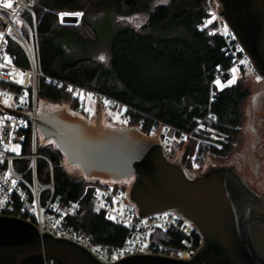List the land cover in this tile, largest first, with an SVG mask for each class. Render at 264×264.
Here are the masks:
<instances>
[{
	"label": "trees",
	"instance_id": "16d2710c",
	"mask_svg": "<svg viewBox=\"0 0 264 264\" xmlns=\"http://www.w3.org/2000/svg\"><path fill=\"white\" fill-rule=\"evenodd\" d=\"M109 9L118 14L151 9L144 27L150 32L131 28L118 31L111 44V70L99 63L86 64L83 59H66L57 41L72 37L96 43L99 34L90 23V16ZM77 12L83 13L78 24L63 23L62 14ZM209 16V0H34L25 17L30 24L33 18L38 22L39 101L71 100L78 109L72 94L48 84L44 76L74 83L121 104L129 116V126L140 127L144 132L155 125L180 137L193 132L203 121L212 133L223 139H211V143L219 144L221 149L211 144L210 152L227 156L241 138L246 119L245 102L251 96V89L247 78L235 79L226 74L221 80L224 86H215L212 100L217 72L230 67V57L225 52L226 41L218 32V23L201 28L202 20ZM155 31H176L179 35L157 36ZM8 47L13 63L28 69V57L20 46L9 42ZM31 144L30 134L25 152L31 149ZM193 144L186 146V153H191ZM46 153L54 168L56 195L64 202L82 199L80 213L72 220L75 228L95 241L121 245L128 236L127 231L108 220L104 213L94 211L92 194L88 192L84 196L90 183L87 178L71 177L63 164L66 157L54 144ZM38 175L41 181L49 179L46 160L38 162ZM161 240L179 247L181 235L168 231ZM201 244L202 239L197 234L196 246Z\"/></svg>",
	"mask_w": 264,
	"mask_h": 264
},
{
	"label": "water",
	"instance_id": "95a60500",
	"mask_svg": "<svg viewBox=\"0 0 264 264\" xmlns=\"http://www.w3.org/2000/svg\"><path fill=\"white\" fill-rule=\"evenodd\" d=\"M219 3L220 17L264 79V0ZM76 21L66 17L63 23ZM0 108L35 123L43 139L88 179L132 180L129 199L140 218L176 212L202 239L191 259L132 255L111 264H264V195L235 168L213 166L192 177L182 165L186 144L173 160L164 149L161 127L155 135L134 126L106 127L98 96L94 122L44 104L39 115ZM0 264L107 263L75 242L41 234L26 220L0 217Z\"/></svg>",
	"mask_w": 264,
	"mask_h": 264
},
{
	"label": "built area",
	"instance_id": "2783aa9c",
	"mask_svg": "<svg viewBox=\"0 0 264 264\" xmlns=\"http://www.w3.org/2000/svg\"><path fill=\"white\" fill-rule=\"evenodd\" d=\"M33 2L34 0H0V104L17 112L39 115L42 106H40L38 98L37 83L39 73L37 71L38 38L36 28L38 22L33 18V22L30 24L23 19L25 13L30 11ZM209 15L202 20V29L209 28L220 17L212 10H209ZM82 16V12L65 13L61 15V18L64 20L66 17H75L77 21L73 24H78ZM17 21L19 24H16ZM11 31H14L16 35L12 36ZM218 32L226 41L225 52L230 57V67L217 72L212 85V100L216 94V83L223 80L226 74L236 79L261 78L233 33L229 29L224 30L223 28H218ZM8 39L15 41L26 53L29 60L28 69L16 66L13 60L12 65L5 63L6 58L10 56ZM22 72L24 74L23 83L18 78V73ZM44 78L48 84L60 89L64 88L66 92L72 94L79 104V110H81L73 114L84 118H86V112L83 109L85 97L89 96L95 102H97V96L100 100L110 101L83 86L49 76H44ZM116 104L119 105V109L122 108L121 104ZM118 105L115 110H118ZM125 118L128 122L129 116L125 114ZM202 122L200 121L193 132L178 136L186 143H194L193 150L187 155V167L185 166L192 177L201 174L200 165L206 154L205 149L211 144L221 148L219 144L211 143L210 140H223L212 133L208 126ZM137 128L140 129V127ZM159 128L153 125L150 129L148 128L147 132H143L147 135H155ZM161 129V140L167 155H169L177 135L171 137L168 129L162 127ZM30 134L32 135L31 149L25 152L26 139ZM38 134L39 131L35 123L29 122L23 117L9 114L0 108V217L26 220L35 225L41 234L48 232L55 238H65L75 242L107 264L132 255H158L191 259L201 247L202 244L200 247L196 246V235L198 234L196 228L182 215L176 212H167L140 218L138 211L137 214L134 213V209L130 205L131 201L127 202L125 189L99 182L87 184L84 196L90 192L93 197L94 211L104 213L108 220L124 228L128 236L121 245H111L95 241L78 231L72 224V220L77 218L80 213L82 199L64 202L56 195L54 168L47 158L44 159L49 164V179L45 182L38 178V162L40 160L37 154ZM25 161L27 163H24ZM168 231L181 235L179 247L168 245L161 240V237Z\"/></svg>",
	"mask_w": 264,
	"mask_h": 264
},
{
	"label": "rangeland",
	"instance_id": "374dc122",
	"mask_svg": "<svg viewBox=\"0 0 264 264\" xmlns=\"http://www.w3.org/2000/svg\"><path fill=\"white\" fill-rule=\"evenodd\" d=\"M209 10H212V12H215L220 15L221 4L219 3V0H209ZM150 11L151 9L145 11H137L130 14H118L115 10L109 9L99 13H95L90 16V23L95 27L99 34L96 43L81 42L72 37H62L57 41V45L64 51V56L66 59H83L85 60L84 63L86 64L99 63L106 70H111L113 60L111 44L115 34L125 28H131L142 33H149L150 30L148 31V29H144V27L146 24H148ZM23 19L27 21L25 15L23 16ZM216 23H218L219 29L223 28L224 30H228V27L226 26L224 20L221 17L216 20ZM16 24H19V22L17 21ZM66 24L75 25L72 22H68ZM155 33L157 36L167 37L179 35L176 31H169L167 33L155 31ZM11 35L15 36L16 34L14 31H11ZM9 42L16 43L12 39H8V43ZM35 54L37 55V51L35 52ZM101 57H103V59H101ZM5 63L7 65H12V57H7ZM37 71L40 75L39 68H37ZM18 78L22 83L24 82L23 72L18 73ZM248 82L249 87L251 89V96L245 102L246 119L242 127L243 129L241 130V138L239 139L238 143L234 146L233 151L229 155L224 157L212 154L210 152V149H208L209 147L206 148V154L203 156V160L200 165L201 174L213 166L233 167L240 173V175L250 186L255 187L257 191L260 190L264 192V172L262 170L264 158H261L258 152L254 150V146H256L257 142V133L254 128V118L249 114L250 112L252 115H257L259 118L264 117V115L255 112V102L259 98V96L264 92V79L248 78ZM216 85L217 87L222 88L224 86V83L222 81H218ZM84 99L85 101L83 102V109L86 112V118L90 122H94L97 116V102L93 101L89 96L85 97ZM43 104L46 105L47 109L50 110H58L65 108L72 113L81 111L79 110V104L78 109H76L75 106H73V101L71 100H67L61 103L40 101V106H43ZM101 105L103 108L104 124L106 127H113L119 129L130 127L125 118V107L119 109L118 104L104 99L101 101ZM117 105L118 110H115V108L117 109ZM88 112L89 115H87ZM169 136L173 137V132L169 133ZM184 142L185 141L180 139L178 136L173 141L172 151L168 155L171 159H176L177 155L182 151V149L184 148L183 146H185V144L186 146L191 145V143L184 144ZM52 144H54L52 141H45L42 135L40 133L38 134L37 154L39 155L40 160H45L44 158L48 159L46 150H48L52 146ZM193 148L194 144L192 150ZM187 155L188 153H186L185 151L182 159L184 160L185 157V160L182 162V165L184 167L185 163L187 165ZM63 164L67 168V171L71 175V177L81 180L87 178L81 168L69 165L67 159L66 161L64 160ZM87 180L92 183L99 182L102 184L116 185L120 188L125 189L127 191V202H130L129 190L133 182L132 180H123L117 182L88 178ZM130 205L133 207L134 213L137 214V208L133 204Z\"/></svg>",
	"mask_w": 264,
	"mask_h": 264
},
{
	"label": "flooded vegetation",
	"instance_id": "af4514ba",
	"mask_svg": "<svg viewBox=\"0 0 264 264\" xmlns=\"http://www.w3.org/2000/svg\"><path fill=\"white\" fill-rule=\"evenodd\" d=\"M255 106H256L255 107V112L264 115V92L256 100ZM249 114L251 116H253V118H254V122L253 123H254V126H255L254 127L255 131L257 133V142H256V146H254V150L258 152V154H259V156L261 158H264V117L259 118L257 115H252L250 112H249ZM262 170L264 172V163H263ZM250 187L254 191H256L257 193L264 195L263 191H260V190L257 191L255 189V187H252V186H250ZM263 188H264V185H263Z\"/></svg>",
	"mask_w": 264,
	"mask_h": 264
},
{
	"label": "snow or ice",
	"instance_id": "6c2138e0",
	"mask_svg": "<svg viewBox=\"0 0 264 264\" xmlns=\"http://www.w3.org/2000/svg\"><path fill=\"white\" fill-rule=\"evenodd\" d=\"M6 6H10V5H6ZM101 59H103V57H101Z\"/></svg>",
	"mask_w": 264,
	"mask_h": 264
}]
</instances>
